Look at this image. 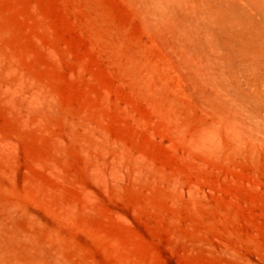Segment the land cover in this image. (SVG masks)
Here are the masks:
<instances>
[{"label": "rangeland", "instance_id": "1", "mask_svg": "<svg viewBox=\"0 0 264 264\" xmlns=\"http://www.w3.org/2000/svg\"><path fill=\"white\" fill-rule=\"evenodd\" d=\"M0 264H264V0H0Z\"/></svg>", "mask_w": 264, "mask_h": 264}]
</instances>
